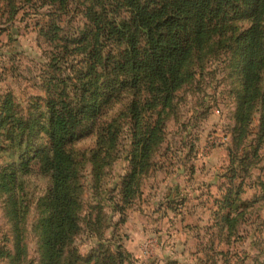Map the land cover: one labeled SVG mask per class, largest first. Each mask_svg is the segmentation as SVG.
<instances>
[{"label":"rangeland","instance_id":"rangeland-1","mask_svg":"<svg viewBox=\"0 0 264 264\" xmlns=\"http://www.w3.org/2000/svg\"><path fill=\"white\" fill-rule=\"evenodd\" d=\"M88 3V0H68L60 7L45 0H0V102L6 93H10L15 112L23 116L19 120L22 125L19 133L11 120L0 128V172L12 169L17 184L9 193L0 191V264H15L12 259L13 222L9 216L13 197L17 207L24 212L20 226L25 253L20 264H39L38 237L33 226L38 218L39 199L47 193L51 180L48 174L40 171L37 160L30 161V171L26 173L18 170V161L34 146L46 144L45 134L39 132V124L45 121L46 113L43 79L53 77L54 85L59 83V88L65 86L68 90L79 80V61L85 57L84 49L93 35L84 14ZM94 9L101 18L112 21L128 15L124 0H96ZM221 21L216 28L224 26L233 39L240 38L251 25L249 14L241 7L232 10ZM102 24L104 26V19ZM101 43L105 50L119 48L114 36L103 35ZM242 59V45L231 42V46L208 54L192 65L190 77L173 94L174 107L164 121L165 138L155 152L152 170L143 178L140 193L134 199L141 201L136 206L139 210L134 213V201L123 206L121 195V181L129 167L130 120L126 104L131 98L130 92H122L101 117L119 125V133L115 158L97 185L92 179L90 162L96 132L84 130L73 144L81 166L77 207L80 229L69 249L73 248L81 257L88 255L96 242L90 230L94 226L89 223L94 219L90 216L102 214L107 217L101 223L106 246L115 243L123 247L126 240H131L130 236L135 239V233H141L142 228L148 230L143 233L144 241L135 246L144 251L143 255L132 257L130 254L123 264H154L163 256L168 260L179 258L181 262L196 260L195 253L186 252V247L183 254L172 252V245L177 240L184 246L188 244L185 236L178 235L186 230L197 231L206 241L210 238L207 234L212 230L207 228L212 223V201L219 197L220 185L222 191L229 185L227 180L235 167L238 180L242 178L245 183L242 196L245 201H251L242 211L238 227L240 237L229 245L224 241V245H216L215 240L214 254L204 252L200 247L203 252L198 258L206 264H264V189L260 188V182H264V105L260 97L252 100L248 120L236 129L235 112L243 82ZM61 60L72 63L60 71L57 62ZM255 71L259 72L257 85L261 94L264 91V67ZM234 128L236 133L242 128L244 131V136L237 142L233 140ZM165 175L179 181L184 193L175 192L171 196L165 204L167 209L163 210L165 216L162 219V210H157L150 200L159 198L160 189L152 193L153 185ZM154 176L159 178L158 183ZM213 176L215 181L209 182ZM146 189L151 191L145 194ZM200 239L202 244L203 238ZM195 241L189 242L188 250ZM159 246L163 248L159 249ZM217 250H222V254Z\"/></svg>","mask_w":264,"mask_h":264},{"label":"trees","instance_id":"trees-1","mask_svg":"<svg viewBox=\"0 0 264 264\" xmlns=\"http://www.w3.org/2000/svg\"><path fill=\"white\" fill-rule=\"evenodd\" d=\"M45 1L63 7L68 0ZM88 1L84 14L93 35L84 49L85 57L79 61V80L68 90L65 86L59 88V83L54 85L53 77L43 79L46 113L39 132L45 134L46 144L34 146L18 161V170L26 173L30 171V161L37 160L40 171L51 180L47 193L39 199L38 218L33 226L38 237L39 264H79L81 261L83 264H123L129 258L130 253L122 245L108 243L115 242L112 239L105 245L101 223L107 217L102 214L90 216L94 219L89 223L94 226L90 230L96 242L88 255L81 257L76 250L69 249L80 229L77 207L81 166L73 144L84 130L96 132L90 162L92 179L97 185L115 158L119 133V125L101 117L122 92H130L131 97L126 104L130 136L129 167L121 181L123 206L135 202L143 178L154 166L155 152L165 138V118L174 107L173 94L190 77L194 63L231 46V42H238L242 45L244 69L239 107L237 104L235 112L236 129L248 120L252 100L260 97L264 105V91L258 92L259 72L255 71L264 67V0H124L128 15L118 21L101 18L94 9L96 0ZM238 7L249 14L251 25L240 38L233 39L224 26L216 28V24ZM103 35L114 36L119 48L105 50L101 43ZM70 63L61 60L57 66L62 71ZM1 99L0 128L11 120L19 133L22 114L18 116L15 112L10 93ZM242 130L236 133L234 128V142L244 136ZM238 178L234 167L227 180L229 185L223 191L220 185V195L212 201V223L206 227L212 231L205 245L211 254L216 253L215 240L216 245L223 241L229 245L240 237L242 211L251 201L243 198L245 183ZM16 185L12 169L0 172V191L9 193ZM260 188L264 189V182H260ZM11 203L12 259L20 264L25 253L20 226L24 212L17 207L14 197ZM217 253L222 254V250ZM199 261L206 264L205 260L199 258Z\"/></svg>","mask_w":264,"mask_h":264},{"label":"crops","instance_id":"crops-1","mask_svg":"<svg viewBox=\"0 0 264 264\" xmlns=\"http://www.w3.org/2000/svg\"><path fill=\"white\" fill-rule=\"evenodd\" d=\"M158 171H160V170H158ZM170 171L171 170H169L168 173H170ZM179 173H181V172H179ZM165 176L168 177V178H165ZM165 176H163V178L160 179L159 183H158L159 178L157 176H154V178L156 177L155 179H156V182L158 184H156V185L154 184L153 185L154 189L152 190V193H154V191L156 189H160V196H159L158 199H156V197H152L151 200H150V202L152 203L151 205H153L157 210H160V211L162 210L161 216H160V218H162V219L165 216V214L163 213L164 212L163 210L167 209V206L165 204H167L168 200H170L172 198L171 196H173L175 194V192L184 193L183 192V185L179 181H176L172 176H168V175H165ZM214 181H215V176H213L212 180H210L209 182H214ZM209 182H207V183H209ZM149 191H151V189H146L145 190V194L147 192H149ZM143 198H144V196H143ZM141 200H143V199H141ZM139 202H141V201L138 200V201L134 202V204L132 206V208H133L132 212L133 213L135 212V210H139L136 207V206L139 205ZM144 206H145V204H143L142 207H144ZM128 226H129V224H127L126 227H128ZM143 233L144 234L148 233V230L146 228L145 229L142 228V232L141 233H140V231L135 233L137 235V238L134 239V237L130 236L131 240H129L128 242L126 240L124 245H123L124 249L127 252H129L132 255V257H134V254L135 255L137 254L136 255V257H137L139 255H143V253H144V251L142 252L139 247L135 248V246H137L138 244H140V243H142L144 241L143 240L144 239L143 238L144 237ZM180 234H182L181 236H185L186 237L185 240L188 242V244H186V246H184L183 242L179 243L178 240H177V242H175V244L172 245L173 246L172 249H171L172 252H176L178 254H183V253H185V250H183V248L186 247V252L190 251L189 253H192V252L195 253L194 257L197 256L196 260H193V261L189 262L188 259H184L185 261L181 262L180 260H178L179 258L178 259L175 258L176 260H168L165 256H163L161 259L158 258L157 261L154 264H198L197 259L199 261V258H198L199 253L203 252V250L200 247H202L204 249V252L208 251L207 250V246H205L206 245L205 243L207 242L205 240V236L204 235L201 236V235H199V233L197 231L193 232L192 230L191 231L190 230H186V232L185 231L178 232V235H180ZM207 237H210V236L207 234ZM200 238H203L202 244H200V242H199L201 240ZM139 240H142V241L139 242V243H136V241H139ZM194 241H195V244L193 246H191L190 250H188V247L190 245L189 242L193 243ZM216 242H217V240H216ZM218 244H219V246L220 245H224L223 242H218ZM225 247H227L228 249L230 248V246H227V245H225ZM158 248L161 249L163 247L159 246ZM162 251L165 252L164 249H162ZM196 251H197V253H196ZM218 251H220V250H218ZM145 253H147V252L145 251ZM134 262H136V261H134ZM199 263L201 264L200 261H199Z\"/></svg>","mask_w":264,"mask_h":264}]
</instances>
